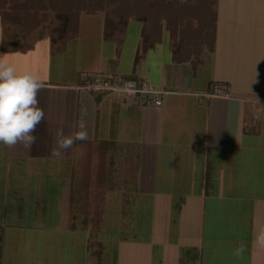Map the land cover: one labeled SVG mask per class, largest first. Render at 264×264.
Listing matches in <instances>:
<instances>
[{"label":"crops","instance_id":"0c3cea01","mask_svg":"<svg viewBox=\"0 0 264 264\" xmlns=\"http://www.w3.org/2000/svg\"><path fill=\"white\" fill-rule=\"evenodd\" d=\"M107 25L103 11H83L72 34L11 38L0 19V56L43 82L45 113L34 132L43 154L0 145V178L23 214L30 195L11 187L9 175L18 181L42 159L51 166L56 189L30 194L39 218L49 217L47 203L63 204L64 227L55 232L68 255L52 264H264V0H216L212 48L196 63L143 19L131 17L109 36ZM18 39L27 42L18 47ZM101 71L163 88L164 104L81 87ZM217 83L222 91L213 93ZM78 120L88 138L53 156L57 128L70 133ZM78 170L86 172L83 200L105 207L88 216L97 222L75 228ZM6 211L0 206L1 219Z\"/></svg>","mask_w":264,"mask_h":264},{"label":"rangeland","instance_id":"374dc122","mask_svg":"<svg viewBox=\"0 0 264 264\" xmlns=\"http://www.w3.org/2000/svg\"><path fill=\"white\" fill-rule=\"evenodd\" d=\"M215 4L216 0H0V19L7 23L6 35L11 38L40 37L47 33L60 38L75 31L76 20L83 11H103L107 17V35L120 34L124 22L130 16L139 15L146 21L147 31L166 29L179 56L196 63L204 60V54L210 53L212 48ZM18 40L21 43H14L18 47L27 42ZM40 145L36 140L32 147L36 153L43 154L38 149ZM28 168L27 172H19L18 181L13 178L14 174L7 180L11 187L22 184V191L30 195L25 197L23 214L11 197L12 189L5 190L0 178V206L7 208L6 219H1L3 214L0 213V264L9 261L14 264H42V261L43 264H52L56 255L64 262L68 255L67 245L62 239L63 233L55 232L64 227L61 218L63 204L47 203L49 217L39 218L33 212L36 204L30 194L36 190L56 189V181L49 172L51 166L42 159L41 163L29 164ZM162 189L168 193L174 188L167 185ZM14 222L19 223V228L10 227ZM93 242L91 239L90 248H94Z\"/></svg>","mask_w":264,"mask_h":264},{"label":"clouds","instance_id":"9594fccd","mask_svg":"<svg viewBox=\"0 0 264 264\" xmlns=\"http://www.w3.org/2000/svg\"><path fill=\"white\" fill-rule=\"evenodd\" d=\"M42 83L31 71H18L0 56V145L13 147L19 143L31 149L36 141L35 129L45 119L37 98ZM87 138L88 130L83 120H78L74 130L67 134L58 127L52 155L62 158L76 141ZM258 239L264 243V233Z\"/></svg>","mask_w":264,"mask_h":264},{"label":"built area","instance_id":"2783aa9c","mask_svg":"<svg viewBox=\"0 0 264 264\" xmlns=\"http://www.w3.org/2000/svg\"><path fill=\"white\" fill-rule=\"evenodd\" d=\"M87 77L81 87L95 95L122 92L133 97L139 104L148 106H162L164 104L166 91L142 78H127L116 73L104 71L87 75ZM219 91H221L220 86L215 85L213 93H218Z\"/></svg>","mask_w":264,"mask_h":264},{"label":"trees","instance_id":"16d2710c","mask_svg":"<svg viewBox=\"0 0 264 264\" xmlns=\"http://www.w3.org/2000/svg\"><path fill=\"white\" fill-rule=\"evenodd\" d=\"M131 17L132 16H130V18ZM135 17L142 19L141 16L139 15H136ZM140 57L141 54L138 55L137 59L139 60ZM86 163H87L86 160L82 161V166L87 167V165H85ZM75 174L77 177L71 191V213H70L69 223L71 227L77 228L80 224L82 226H85L90 221L97 222L98 219H96V216L93 218H89L88 216L90 214L93 215L97 214L98 210H101L103 207H105V205L96 203L94 208L93 203L83 200L82 193H84V187L81 186L79 187V183L85 182L84 177H86V172L82 170H78L75 171ZM80 177H82V179ZM79 179H81V182ZM39 205L40 204H38V206Z\"/></svg>","mask_w":264,"mask_h":264}]
</instances>
